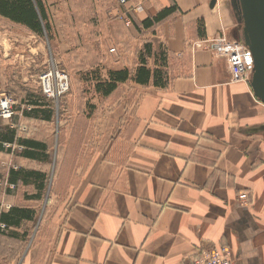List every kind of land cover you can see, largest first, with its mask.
<instances>
[{"label": "crops", "instance_id": "obj_1", "mask_svg": "<svg viewBox=\"0 0 264 264\" xmlns=\"http://www.w3.org/2000/svg\"><path fill=\"white\" fill-rule=\"evenodd\" d=\"M101 1L38 0L56 55L104 41L111 20L119 24L116 43L126 41L130 28L112 7L103 11ZM211 1L132 0L125 7L131 23L151 31L157 42L155 47L151 40L154 58L147 66L164 70L167 85L128 79L103 95L99 84L109 82V72L127 70L132 77L138 65L97 75L86 149L67 151L76 133L62 124L55 155L83 162L75 165L74 182L64 193L53 195L55 210L42 221L32 246L21 247L27 237L19 232L32 223L34 210L10 188L0 190L3 264H183L214 247H227L233 264H264V103L253 94L250 73L240 76L226 57L192 48L205 38L236 40L237 22L225 0H215L212 7ZM136 6L141 10L133 11ZM170 6L177 8L172 16L151 29L141 27L144 19ZM87 30L94 38L80 43L79 32ZM31 40L40 36L0 16V48L8 45L13 60ZM106 58L100 56L99 65ZM42 131L33 130L26 139L45 150L35 151L33 159L18 153L24 166L19 169L39 177L50 154L49 136ZM28 185L35 186H21ZM242 193L246 203L238 200ZM4 203L8 212L1 211ZM14 210L26 217L14 224L1 220Z\"/></svg>", "mask_w": 264, "mask_h": 264}, {"label": "rangeland", "instance_id": "obj_2", "mask_svg": "<svg viewBox=\"0 0 264 264\" xmlns=\"http://www.w3.org/2000/svg\"><path fill=\"white\" fill-rule=\"evenodd\" d=\"M114 2L113 0H102V10L107 11V9L112 7V9L116 11H124L125 8H118L114 5ZM131 3L132 0L129 2L128 6H130ZM225 4L231 12L234 23H236L230 1L225 0ZM108 23L112 31L103 32L104 36L102 37L105 38L104 41H99L100 43L95 46H76L72 47L70 50L64 48L59 55H56L53 42H51L53 37H50L45 30L39 35L40 40L23 42L24 45H28L30 48L21 49L20 56L16 58V61L13 60V56L10 57L12 54L7 47L8 45H6L4 49L0 48V95L6 94L13 98L16 103V115L13 117L14 120H12L14 128L11 129L9 127L11 125L10 122L0 120V135L8 134L11 132L10 130H13L16 131L14 135L16 139H26L28 136H31L33 130H43L42 132H44L46 136H49L50 141V154L46 160V164L42 165V170L44 168L45 173L40 177H30L26 181L18 180L17 182H13L20 185L18 188L10 181V171L19 172L21 170L19 168L24 167H22L18 159L19 151L15 148L12 151H4L2 146L8 142L0 141V159L3 160L4 163V165H0V190L4 192V189L10 188L11 192H14V195L17 196L18 199H21L24 203L26 202L25 206H30V208L34 210L32 223L24 225L20 229L19 233H24L27 237L26 240H23L24 243L21 244V247H30L36 241V232H38L42 221L55 210L56 204L53 203V195L64 193L61 192V190L66 185L74 182L72 171L76 167L75 165L83 162V159L77 160L68 156L64 157L62 160L56 158V150L62 140L61 125L63 124L65 127L64 129H68L69 132L73 130V132L76 133L74 140H71V143L67 147L68 152L76 153L77 149H82L83 146L86 149L88 145V131L92 128V125L89 127L88 123L89 116L91 115L89 109L91 106L90 103L94 100L93 94L91 95V89L92 85H94L93 83L96 82L95 79L97 75L101 74L102 70L107 71L110 68L126 69L127 67L130 69L135 64L138 65V56L143 52L144 45L151 43V40H153L151 38V31H141L137 29L132 22L129 27L130 29L127 30L126 41L123 43H116L115 36L117 32L115 31L119 30V24L112 22V20ZM236 30V34H240L238 24ZM79 34V38H81L80 43H83L86 36L88 39L94 38L95 32L87 30L81 31ZM226 39L229 40L228 38ZM153 41L156 47L157 42L155 40ZM88 42L90 41L88 40ZM238 42L242 43L241 40H238ZM39 43L42 46H39ZM110 47L116 48V55H106ZM240 51H244L243 48H240ZM145 54L146 53H143V55ZM100 56L103 58L109 57L103 61L104 66L98 63ZM116 59H119L120 62L118 60L119 63H115ZM97 64L99 65L98 67ZM51 65L57 67L58 71H64L68 75L69 91L57 100L44 97L38 83V76ZM248 72L250 73V70L247 71V74ZM33 103L39 104L38 111L49 112V124L44 123L45 120H43L42 116H39L41 115L39 112L33 116L26 114L30 111H28V108L30 109ZM91 104H95V102ZM71 114H73L72 117ZM74 118L77 124L72 128V120H74ZM19 122H21V124H15ZM28 126H30L31 129L29 131ZM23 128H25L26 131L22 130ZM98 134L97 132L96 135ZM69 155H71V153ZM25 183L34 184L35 186H21ZM11 185L14 187L11 188ZM9 207L7 203H4V205L1 206V211L4 210L8 212ZM6 262L7 258L5 259L0 256V264Z\"/></svg>", "mask_w": 264, "mask_h": 264}, {"label": "trees", "instance_id": "obj_3", "mask_svg": "<svg viewBox=\"0 0 264 264\" xmlns=\"http://www.w3.org/2000/svg\"><path fill=\"white\" fill-rule=\"evenodd\" d=\"M176 11L177 8L175 6L165 8L158 12L153 18L144 19L141 22V27L145 30L151 29L155 24L164 21L168 17L172 16ZM0 16L11 21L26 25L38 35H41L43 30L48 32V26L44 24V14L38 0H0ZM135 27L137 29L140 28V26L136 24ZM236 40H241V32L238 35L236 34ZM143 53L146 54L143 55ZM138 57L139 63L132 77L127 70L109 72V82L99 84V88H101V92L103 95H108L116 88V85L118 83H123L128 79H131L136 84L143 86L151 83L155 87L164 88L167 85V76L164 70L151 69L147 66L148 60L154 58L151 43L144 45L143 52L140 53ZM159 58L162 62L163 68H165L166 54L164 52L159 53ZM38 108L39 104L33 103L30 111L26 114L33 116L39 112L41 113V115H38L42 116L43 120L49 121V112L38 111ZM10 131L11 132L8 134L0 135V141L8 142L9 144H13L15 142L16 144L23 147V150L19 154L21 157L33 159L35 156V151H43L46 149L45 145L40 144L39 142L29 139H16L14 137L16 131ZM30 177H39V175L27 172L25 173L21 170L19 172H10L11 182H17L18 180L26 181ZM23 217H26V215L22 210H14L12 214H9L7 216L2 215L1 220L5 223L14 224Z\"/></svg>", "mask_w": 264, "mask_h": 264}, {"label": "built area", "instance_id": "obj_4", "mask_svg": "<svg viewBox=\"0 0 264 264\" xmlns=\"http://www.w3.org/2000/svg\"><path fill=\"white\" fill-rule=\"evenodd\" d=\"M118 8H125L131 0H114ZM133 11H140V6L132 8ZM117 18L120 19L126 27L131 26L130 19L126 16L125 12L117 11ZM204 48L210 52L217 53L220 56L226 57L230 67L235 70L240 76L250 73L253 69V58L251 52L237 40H227L224 36L217 38H205L195 42L192 48ZM243 48L244 51H240ZM111 55H116V49L111 48L108 50ZM249 73V72H248ZM38 83L44 97L52 100H57L59 97L69 91L68 75L64 71H58L54 65L48 66L42 74L38 76ZM15 100L6 94L0 95V120L10 122V128H14L12 122L15 112ZM30 109L28 108V111ZM22 130L26 131L25 128ZM4 151L13 150L14 148L21 151L22 148L14 144H3ZM13 188L14 186H10ZM241 203L247 202V194L242 193L238 196ZM4 229V225H0ZM183 264H233L231 260V253L227 247H214L208 250H203L199 256L193 261L185 262Z\"/></svg>", "mask_w": 264, "mask_h": 264}, {"label": "water", "instance_id": "obj_5", "mask_svg": "<svg viewBox=\"0 0 264 264\" xmlns=\"http://www.w3.org/2000/svg\"><path fill=\"white\" fill-rule=\"evenodd\" d=\"M229 1L240 27L242 43L253 58L251 89L254 96L264 103V0ZM214 3L212 0L211 7Z\"/></svg>", "mask_w": 264, "mask_h": 264}, {"label": "bare ground", "instance_id": "obj_6", "mask_svg": "<svg viewBox=\"0 0 264 264\" xmlns=\"http://www.w3.org/2000/svg\"><path fill=\"white\" fill-rule=\"evenodd\" d=\"M244 45V44H243Z\"/></svg>", "mask_w": 264, "mask_h": 264}]
</instances>
